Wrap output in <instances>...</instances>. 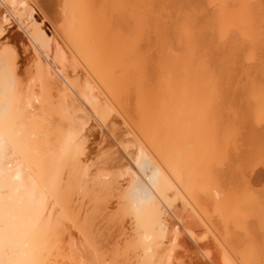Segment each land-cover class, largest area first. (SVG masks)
Masks as SVG:
<instances>
[{
	"label": "bare ground",
	"instance_id": "bare-ground-1",
	"mask_svg": "<svg viewBox=\"0 0 264 264\" xmlns=\"http://www.w3.org/2000/svg\"><path fill=\"white\" fill-rule=\"evenodd\" d=\"M121 1L1 2L0 264H264V0Z\"/></svg>",
	"mask_w": 264,
	"mask_h": 264
},
{
	"label": "rangeland",
	"instance_id": "rangeland-1",
	"mask_svg": "<svg viewBox=\"0 0 264 264\" xmlns=\"http://www.w3.org/2000/svg\"><path fill=\"white\" fill-rule=\"evenodd\" d=\"M128 1V2H127ZM132 1L133 0H123V1H121V2H123V4L125 5V3H126V5H130L131 3H132ZM4 2V0H0V5H2V3ZM125 2V3H124ZM4 4V3H3ZM6 5V4H5ZM3 6V5H2ZM9 7V8H8ZM2 9H4L5 11H7L8 13H10V12H12V9L10 8V6H8V5H6V6H3V7H1ZM10 9H11V11H10ZM21 33H22V31H21ZM94 119V118H93ZM94 121H95V119H94ZM96 122V121H95ZM96 124H98V122L96 123ZM100 126V125H99ZM101 128V130H104V128H102V127H99V129ZM264 141V140H263ZM263 141H262V144H261V147H260V150L258 151V154L256 153V157L254 156L253 157V166H252V168H251V175L253 176V177H255V174H253V173H255L256 172V170H257V168L259 167L260 168V166L262 165L263 167H264V153H263V150H264V148H262L263 147V145H264V143H263ZM97 143H98V141H96ZM95 142V143H96ZM116 147H118V146H116ZM117 149H119L120 151L119 152H122V150H121V148H117ZM261 153V154H260ZM263 153V154H262ZM260 156V157H259ZM263 156V157H262ZM261 159V160H260ZM260 160V161H259ZM255 161V162H254ZM258 161V162H257ZM262 161H263V163H262ZM261 163V164H258V163ZM256 163H257V165H256ZM254 165H256V167H254ZM262 167V168H263ZM254 168V169H253ZM256 169V170H255ZM264 169V168H263Z\"/></svg>",
	"mask_w": 264,
	"mask_h": 264
}]
</instances>
